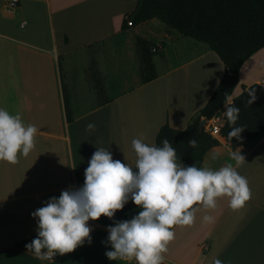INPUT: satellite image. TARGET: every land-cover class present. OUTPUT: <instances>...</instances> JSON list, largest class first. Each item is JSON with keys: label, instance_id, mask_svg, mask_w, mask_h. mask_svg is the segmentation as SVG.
Here are the masks:
<instances>
[{"label": "crops", "instance_id": "crops-1", "mask_svg": "<svg viewBox=\"0 0 264 264\" xmlns=\"http://www.w3.org/2000/svg\"><path fill=\"white\" fill-rule=\"evenodd\" d=\"M138 2L20 0L12 8L0 0V108L19 113L26 125L38 129L27 158L20 155L17 164L0 161V264H122L105 256L111 250L107 228L141 211L131 200L113 219L89 221L92 243L85 241L73 253L38 260L18 244L37 235L38 223L31 215L36 209L64 190L83 187L85 169L97 148L134 168L131 141L142 138L155 145L167 122L185 129L223 79L225 67L214 51L172 32L167 42L175 46L180 61L169 64L165 44L158 43L163 55H152L156 78L144 82L148 76L141 69V37L149 35V23L156 19L122 29ZM125 41L133 46H123ZM120 45L124 56L133 53L134 61L123 60L120 66L128 70L116 77L112 59ZM254 84L264 85V48L241 67L233 99L242 94L243 85ZM89 123L95 124L94 130L87 129ZM213 137L219 145L205 155L202 167L235 166L230 158L235 148L220 135ZM240 147L246 162L237 171L248 180L251 200L233 211L226 197L218 199L217 209L207 213L215 217L214 224L205 225L201 211L192 226H176L163 254L165 264H213L215 259L264 264V132ZM203 244L209 245L208 251Z\"/></svg>", "mask_w": 264, "mask_h": 264}, {"label": "clouds", "instance_id": "clouds-1", "mask_svg": "<svg viewBox=\"0 0 264 264\" xmlns=\"http://www.w3.org/2000/svg\"><path fill=\"white\" fill-rule=\"evenodd\" d=\"M248 95L247 103L252 105L255 91ZM224 97L223 114L230 125L227 139L240 141L245 130L235 126L240 108L231 95L225 93ZM87 129L94 130L95 124L89 123ZM37 132L19 113L0 108V161L17 164L20 155L27 158L35 148ZM188 145L196 147V139H189ZM131 146L136 157L134 168L115 160L109 150L97 148L85 169L83 187L62 191L31 214L38 228L36 238L25 245L27 253L38 260H52L56 255L75 252L85 241L91 245L89 221L113 219L131 200L141 211L107 228L111 250L105 256L110 261L164 264L163 254L175 238L176 226H192L201 211L205 213L203 223L214 224L215 217L207 213L217 209L218 199L226 197L228 207L238 211L252 198L247 178L237 171L246 162L242 147L230 153L235 166L227 163L214 170L185 166L167 138L159 147L134 138ZM213 264L223 261L215 259Z\"/></svg>", "mask_w": 264, "mask_h": 264}, {"label": "trees", "instance_id": "trees-1", "mask_svg": "<svg viewBox=\"0 0 264 264\" xmlns=\"http://www.w3.org/2000/svg\"><path fill=\"white\" fill-rule=\"evenodd\" d=\"M127 19L136 26L156 19L170 33L176 32L182 37L207 45L222 61L225 67L223 79L207 104L190 119L185 129H174L167 122L155 139V146L159 147L163 139L167 138L185 166L202 167L205 155L218 146L219 141L210 130H200V121L202 118L211 120L224 108V94L233 95L239 85L241 67L264 48V0H139L135 10L125 18L123 30L128 27ZM141 62V69L148 76L143 78L144 82L154 80L156 76L152 54L143 44ZM242 89V94L233 99L234 105L240 108L235 126H243L245 129L241 133V140L227 139L230 125L224 114L220 125V136L232 148L247 147L264 132V85H243ZM250 91L256 94V101L252 105L247 103L251 98L248 95ZM64 96L68 118L71 120L66 88ZM191 138L196 139V147L188 145ZM36 236L20 242L18 246L27 251L25 245Z\"/></svg>", "mask_w": 264, "mask_h": 264}, {"label": "rangeland", "instance_id": "rangeland-1", "mask_svg": "<svg viewBox=\"0 0 264 264\" xmlns=\"http://www.w3.org/2000/svg\"><path fill=\"white\" fill-rule=\"evenodd\" d=\"M150 32L149 35L147 37L143 36L141 37V39L144 40L143 45L146 47V49L148 51L151 52L152 55L154 56H161L163 55V47L158 46L159 44H165V51H164V56H166L167 59H169V64H174L175 62L180 61V57L177 56V52H176V48L174 45H172L171 43L169 44L167 41L168 39L166 38V35L170 34V32L167 30L166 26L164 24H162L160 21L155 20L153 22H150ZM176 35H179L178 33L174 32ZM162 37L164 38L166 41L161 42L159 40V38ZM192 41V40H189ZM200 45H204V44H200ZM125 47H132L133 44L132 42L130 43V41H125L124 45ZM154 49H157L156 52H154ZM133 51V50H131ZM174 56V60H173V56ZM130 55V57H128ZM114 56V60L112 59V61H114L116 63V77L123 75L124 71L128 70V69H123L124 67H121L120 64L123 60H129V62L131 61L133 63L134 61V55L133 53L129 52L127 53V55H123V51H122V47L120 46H116V50L113 53ZM126 58V59H125ZM179 58V59H178ZM156 60H160L159 57H155ZM165 59V58H164ZM164 61V60H163ZM161 68L164 69L165 64L161 63H157ZM119 71H123L121 73L118 74ZM133 73V72H132ZM224 110V108L218 112L215 116H221L222 111ZM215 116H213V118L211 120L208 121V124H211L214 121Z\"/></svg>", "mask_w": 264, "mask_h": 264}, {"label": "built area", "instance_id": "built-area-1", "mask_svg": "<svg viewBox=\"0 0 264 264\" xmlns=\"http://www.w3.org/2000/svg\"><path fill=\"white\" fill-rule=\"evenodd\" d=\"M19 4H20V0H7V5L9 7L15 8ZM127 20H128V22H127L128 26L129 27L133 26L132 21H130L129 19H127ZM156 51H157V49H154V52H156ZM216 117L214 118V121H213L215 124L214 125L211 124V125L208 126L209 127L208 130H210V132H211V134L213 136L220 135V125L222 124V118H220L219 116H216ZM210 127H212V128H210ZM88 226H89V224H88ZM202 248H203L204 251H208L209 250V245L208 244H203ZM57 256L58 255H56L52 260L56 259ZM52 260H49V261H52ZM121 261H122V264H136L135 260H131V261H129V260H121ZM106 264H116V263H106Z\"/></svg>", "mask_w": 264, "mask_h": 264}, {"label": "water", "instance_id": "water-1", "mask_svg": "<svg viewBox=\"0 0 264 264\" xmlns=\"http://www.w3.org/2000/svg\"><path fill=\"white\" fill-rule=\"evenodd\" d=\"M208 126V120L206 118H202L199 125L200 130H202L203 128H207Z\"/></svg>", "mask_w": 264, "mask_h": 264}]
</instances>
